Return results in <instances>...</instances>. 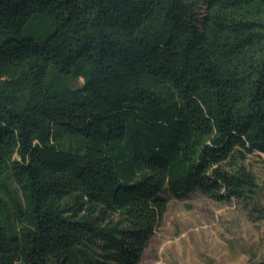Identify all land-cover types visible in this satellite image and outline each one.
<instances>
[{"label": "trees", "instance_id": "1", "mask_svg": "<svg viewBox=\"0 0 264 264\" xmlns=\"http://www.w3.org/2000/svg\"><path fill=\"white\" fill-rule=\"evenodd\" d=\"M264 0H0V264H138L168 193L257 203Z\"/></svg>", "mask_w": 264, "mask_h": 264}, {"label": "rangeland", "instance_id": "2", "mask_svg": "<svg viewBox=\"0 0 264 264\" xmlns=\"http://www.w3.org/2000/svg\"><path fill=\"white\" fill-rule=\"evenodd\" d=\"M257 203L164 194L166 211L138 264H264V154L247 155Z\"/></svg>", "mask_w": 264, "mask_h": 264}]
</instances>
